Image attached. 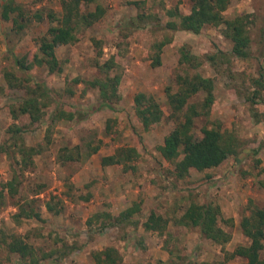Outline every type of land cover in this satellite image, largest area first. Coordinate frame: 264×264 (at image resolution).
<instances>
[{
	"label": "rangeland",
	"instance_id": "374dc122",
	"mask_svg": "<svg viewBox=\"0 0 264 264\" xmlns=\"http://www.w3.org/2000/svg\"><path fill=\"white\" fill-rule=\"evenodd\" d=\"M5 1L0 0V12ZM14 1L30 16L37 11L44 16L48 11L61 12L62 0ZM136 2L138 7L134 5ZM95 4L105 9L104 17L81 32L76 43L56 49L62 73L49 74L45 68L38 67L28 73L31 85L41 81L51 91V103L44 110L43 120L35 126L26 115L12 119L10 109L20 102L22 94L12 90L4 92L3 74L8 71L26 76L16 69L14 57L31 58L49 24L46 18L41 22L32 20L16 33L11 21L0 16V145L5 131L16 124L24 130V144L40 149L33 158L34 166L21 177L16 198L6 197L5 206L0 209V227L26 235L29 243L46 252L61 251L64 247L62 253L41 264H92L90 253L106 247L120 253V264H157L158 261L244 264L241 258L228 259V255L236 247L248 244L239 224L249 214V203L264 209V122L256 123L250 114L252 109L264 113V103L258 101L250 106L245 100L246 93L253 90L252 79L259 76L264 66V0L233 1L224 12L225 18L249 16L251 44L246 60L230 56L231 43L218 27L206 26L198 35L164 27L169 20L166 11L177 7L182 14H188L189 0H95L88 9L94 10ZM139 13L154 18L134 29L130 24ZM165 39L169 42L159 53L160 64L153 65L155 45ZM94 40L98 41L97 47ZM185 44L197 56L215 55L214 64L205 62L197 70L180 65L175 51ZM99 49L102 51L100 63L119 53L120 100L114 110L100 108L96 89L73 82L99 77L93 66ZM184 74H200L212 79L214 84L210 114L195 119L193 131L199 134L202 128L220 124L222 130L239 140V154L220 169L191 170L187 177L177 179L173 174L174 164L160 155L158 147L174 127L165 89L171 87L175 92V77ZM138 93L152 96L164 114L158 124L147 130L134 112V97ZM202 98L200 93L191 101ZM57 108L83 118L53 122L50 117ZM88 145L98 146V151L87 156ZM75 146L80 148L81 159L61 164L58 158L61 151ZM119 148H133L139 156L130 166H102L101 159L113 155ZM12 173L8 159L0 153V183L8 181ZM38 188L39 193L35 195ZM24 198L34 200V209L41 220L22 218L19 223L13 220L17 213L13 205L22 203ZM58 200L62 202L61 212L58 215L48 212L46 203L55 204ZM133 204L140 207L135 216L139 219L137 228L108 227L100 231L97 222L86 225L87 219L96 213H118ZM190 204H212L219 208L218 224L231 235L223 248L205 239L197 229L173 223ZM151 212L169 221L164 235L146 232L141 227ZM261 257L264 258V250ZM0 258L6 261V253L1 252Z\"/></svg>",
	"mask_w": 264,
	"mask_h": 264
},
{
	"label": "trees",
	"instance_id": "16d2710c",
	"mask_svg": "<svg viewBox=\"0 0 264 264\" xmlns=\"http://www.w3.org/2000/svg\"><path fill=\"white\" fill-rule=\"evenodd\" d=\"M191 9L188 14H182L177 7L166 11L168 21L164 27L172 31H185L194 35L206 27L220 28L221 35L231 43L230 56L239 60H246L250 56L251 39L249 35V25L251 21L248 15H236L225 18L224 12L233 1L238 0H189ZM95 3V0H62L61 12L59 14L48 11L44 14L41 11L30 16L23 10L20 4L14 0H6L1 5L0 16L5 21H11L12 30L21 32L28 24L35 20L41 22L47 19L49 27L45 35L37 42V51L29 56L14 57L16 69L26 76H17L13 72H4L3 77L6 83L4 92L16 91L22 95L20 102L12 106L10 115L13 120L21 116H28L31 125L39 124L45 116V108L51 103V91L44 82L36 81L30 84L28 73L35 67L45 68L49 74H61L62 65L56 56V49L60 46L72 45L78 41V35L84 30L99 22L105 15V9L101 5H96L94 10L88 7ZM139 3H134L137 7ZM154 18L145 13H139L131 21V27L137 29L146 20ZM169 42L165 39L156 43L157 53L153 65L160 64L161 49ZM97 47L98 41L94 40ZM102 56L99 49L97 59L93 66L98 70L99 77L92 81H81L74 79L78 84L85 83L91 89H96L100 108L105 107L110 110L115 109V104L120 100L118 86L121 81V74L118 71L117 58L119 53L110 56L103 63L98 59ZM175 57L180 65L189 69L197 70L205 62L214 64L215 55L197 56L192 53L188 45H182L175 51ZM176 91L172 92L171 87H166L165 96L170 109L169 118L174 122L173 129L165 136L163 144L158 147L160 155L168 162L174 164V176L182 179L188 176L191 170L202 172L210 169L222 168L230 159L239 154V140L230 132L222 130L220 124L211 128H202L197 134L193 131L194 120L201 117H208L214 103L213 80L201 76L200 74L177 75L174 80ZM251 93H246V102L254 106L257 102L264 103V66L259 76L252 79ZM68 92L71 91L68 89ZM202 94L200 101L192 102L198 94ZM252 108V107H251ZM135 116L144 129L158 124L164 114L160 105L152 96L138 93L134 97ZM251 117L256 123L264 122V113L252 109ZM82 119L81 115L67 112L62 109H55L51 115V120L72 121L75 118ZM23 128L12 124L3 135V142L0 145V153L4 154L9 161V167L13 172L11 178L0 183V209L5 206L6 197L16 198L22 184L21 177L26 171L34 166L33 158L38 155L40 149L28 147L23 141ZM47 143L49 140L47 139ZM89 146L87 156L95 154L98 146ZM59 155L61 164L79 161L81 159L80 148H64ZM139 154L133 148H119L113 155L101 159L102 166L122 165L130 166V162L137 159ZM35 191V195L39 193ZM88 198H86L87 200ZM53 200V198L51 199ZM34 200L23 199L22 203L15 202L17 213L13 215V220L19 223L22 218L41 220L39 212L35 211ZM48 212L58 215L62 210V202L55 204L46 203ZM249 214L240 220V229L243 236L248 240V244L238 246L228 255L229 258L238 257L244 260V264H264L261 253L264 250V209L251 203L248 205ZM140 212L139 204H133L118 215L114 216L107 212L96 213L86 221L87 226L97 222L99 230L112 227L137 228L139 219L135 216ZM220 210L212 204H190L183 214L176 218L173 223L178 226L194 228L207 240L223 248L231 235L224 231L218 224ZM169 221L154 212H151L141 223V227L146 232L164 235ZM61 251L53 250L46 252L41 248L34 247L28 241L26 235H18L10 232L6 227H0V253H6V261L0 258V264H41L43 261L52 259ZM66 253L62 255L65 256ZM92 264H120L122 257L113 247H106L102 250L90 253ZM157 264H164L158 261Z\"/></svg>",
	"mask_w": 264,
	"mask_h": 264
},
{
	"label": "crops",
	"instance_id": "0c3cea01",
	"mask_svg": "<svg viewBox=\"0 0 264 264\" xmlns=\"http://www.w3.org/2000/svg\"><path fill=\"white\" fill-rule=\"evenodd\" d=\"M125 210V209H124ZM122 211L118 212V213H112V215L116 216V214L121 213ZM102 250V249H101Z\"/></svg>",
	"mask_w": 264,
	"mask_h": 264
}]
</instances>
